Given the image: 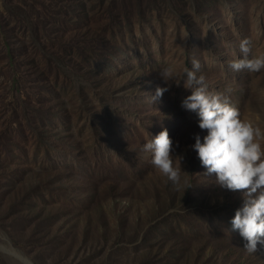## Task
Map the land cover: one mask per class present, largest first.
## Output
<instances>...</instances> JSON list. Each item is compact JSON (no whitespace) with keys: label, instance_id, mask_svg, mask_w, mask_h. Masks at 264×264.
I'll return each mask as SVG.
<instances>
[{"label":"rangeland","instance_id":"374dc122","mask_svg":"<svg viewBox=\"0 0 264 264\" xmlns=\"http://www.w3.org/2000/svg\"><path fill=\"white\" fill-rule=\"evenodd\" d=\"M245 38L264 55V0H0V264H264L181 106L195 59L264 148V70L229 67ZM165 128L178 188L142 151Z\"/></svg>","mask_w":264,"mask_h":264},{"label":"clouds","instance_id":"9594fccd","mask_svg":"<svg viewBox=\"0 0 264 264\" xmlns=\"http://www.w3.org/2000/svg\"><path fill=\"white\" fill-rule=\"evenodd\" d=\"M239 47L243 58L229 62L234 72L264 70V55L252 54L251 39H243ZM200 68V62L193 59L192 68H184L181 80L183 86L191 90L181 106L198 115V126L207 133L203 142L196 135L192 147L207 170L206 175H215V185L241 193L243 204L230 221L231 230L239 232L249 254L256 253L260 250L258 246H264V148L257 139L261 133L251 122L241 118L240 110L229 97L208 91L205 76L197 75ZM159 77L166 86L156 87L155 94L151 95L153 104L169 90L171 82H175L171 68L162 69ZM261 95L264 96V90ZM142 151L151 154V165L168 181L177 188L180 186L183 157L173 155V141L166 128L151 137Z\"/></svg>","mask_w":264,"mask_h":264},{"label":"water","instance_id":"95a60500","mask_svg":"<svg viewBox=\"0 0 264 264\" xmlns=\"http://www.w3.org/2000/svg\"><path fill=\"white\" fill-rule=\"evenodd\" d=\"M30 264H33L32 262L29 261Z\"/></svg>","mask_w":264,"mask_h":264}]
</instances>
